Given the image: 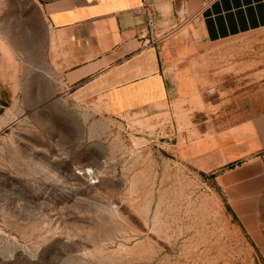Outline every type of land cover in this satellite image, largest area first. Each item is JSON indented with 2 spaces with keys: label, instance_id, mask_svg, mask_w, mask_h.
<instances>
[{
  "label": "rangeland",
  "instance_id": "1",
  "mask_svg": "<svg viewBox=\"0 0 264 264\" xmlns=\"http://www.w3.org/2000/svg\"><path fill=\"white\" fill-rule=\"evenodd\" d=\"M186 26L157 45L184 90L114 117L66 91L33 0H0V264H264L216 148L264 115V35L207 47Z\"/></svg>",
  "mask_w": 264,
  "mask_h": 264
},
{
  "label": "crops",
  "instance_id": "2",
  "mask_svg": "<svg viewBox=\"0 0 264 264\" xmlns=\"http://www.w3.org/2000/svg\"><path fill=\"white\" fill-rule=\"evenodd\" d=\"M33 2L44 19L49 59L55 56L66 91L76 99H103L114 117L154 109L184 90L168 81L157 51V45L184 24L193 27V37H201L207 47H236L244 39L264 35V0ZM241 48L231 52L247 51ZM218 140V185L236 214L252 212L257 200V227L249 230L257 229L264 244V115L227 128Z\"/></svg>",
  "mask_w": 264,
  "mask_h": 264
},
{
  "label": "built area",
  "instance_id": "3",
  "mask_svg": "<svg viewBox=\"0 0 264 264\" xmlns=\"http://www.w3.org/2000/svg\"><path fill=\"white\" fill-rule=\"evenodd\" d=\"M183 2H186V1H189V0H182ZM180 15L181 16H184L185 15V12H184V10H180ZM149 18H150V21H149V24H150V28L152 29L153 28V26H154V22H153V19H152V17L151 16H149Z\"/></svg>",
  "mask_w": 264,
  "mask_h": 264
}]
</instances>
